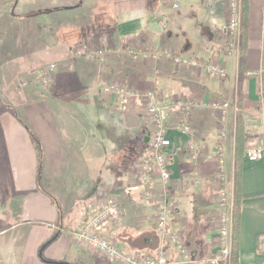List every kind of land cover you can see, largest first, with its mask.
Here are the masks:
<instances>
[{"label":"crops","instance_id":"1","mask_svg":"<svg viewBox=\"0 0 264 264\" xmlns=\"http://www.w3.org/2000/svg\"><path fill=\"white\" fill-rule=\"evenodd\" d=\"M8 1L0 0V8ZM11 1L9 19L15 13L23 15L39 26V32L25 36L22 41L27 47L4 62L5 68L16 64L28 72L55 62L63 72L66 63L70 65L66 83L49 91L37 93L29 85L22 86L26 99L19 98L17 105L44 149L41 178L47 187L41 186L43 190L36 188L37 167L32 179L24 170L28 154L37 165L27 132L18 123L8 132L0 126V154L13 170L6 196L15 220L0 231V237L8 231L22 233L15 259L20 264H114L72 235L90 203L84 208L70 196L83 192L91 197L89 202L98 200L101 191H109L119 201L121 221L113 230L124 252L153 255L159 246L155 201L145 199L147 187L137 166L146 151L149 123L127 96L111 110L99 89L100 78L106 76L134 93L153 90L168 101H193L189 134L182 131L178 111L167 110L171 181L163 185L157 175L153 190L156 200L176 203L170 229L183 236L193 264H206L218 193L224 185L233 190V142L219 138L221 101H232L229 117L245 119L249 148L264 149L258 120L264 99V0H248L247 77L240 108L234 102L239 55L238 49L226 52L225 0H184L179 9L167 10L163 17L159 12L168 0ZM94 22L102 28L95 31V40L85 33ZM65 23L69 26L61 25ZM61 29L69 31L67 38L60 37ZM85 39L100 47L82 43ZM80 43L104 48L109 54L106 61L76 59L74 50ZM123 48L142 55L141 61L137 65L125 61L120 55ZM167 51L201 62L221 60L227 78L216 80L206 72L177 66L163 55ZM241 174L239 264H264V156L252 161L245 155ZM172 255L178 256L174 248Z\"/></svg>","mask_w":264,"mask_h":264},{"label":"built area","instance_id":"2","mask_svg":"<svg viewBox=\"0 0 264 264\" xmlns=\"http://www.w3.org/2000/svg\"><path fill=\"white\" fill-rule=\"evenodd\" d=\"M230 20L228 24V46L226 52L238 49L240 44V27L242 12L237 0H229ZM180 8L179 0H168L165 7L161 9L160 16L167 15V10H177ZM74 52L82 53L83 56L99 58L101 62L106 61L108 53L106 50H93L87 48L85 44H80ZM171 59L175 64L187 66L196 71L206 72L216 80L227 78L228 71L226 65L221 60H211L201 62L175 56L171 52L163 54ZM144 55V59H148ZM158 59V55H152ZM49 68V67H48ZM49 71H47L48 73ZM46 73V74H47ZM40 76V74H38ZM101 91L110 96V100L128 97L139 103L150 116L149 141L146 144L145 154L138 163L140 179L147 189L145 199L155 201L156 205V230L159 236V246L153 255L138 256L133 253L124 252L117 244V234L113 230L116 224L121 221V207L119 201L111 194H103L98 200L90 203L87 213L76 230L73 237L90 246L96 252H100L114 264H193L195 260L191 252L187 249L180 233L170 229V221L176 213L177 205L167 198L157 199L153 190V184L158 175L162 184L166 185L171 181V169L169 163V150L171 139L169 138V128L166 123L167 110L176 109L182 122V131L189 134L192 125L189 121V112L193 107V101H168L163 95L157 94L153 90L134 93L124 86L101 82ZM226 110H223V113ZM222 118V116H221ZM194 146L191 144V150ZM264 156L263 148L250 149L246 154L252 161L259 160ZM224 160L220 164L224 165ZM218 208L214 216V237L211 244V252L205 260L206 264H229L232 248V191L223 187L218 193ZM178 256L172 255V249ZM172 259V260H171Z\"/></svg>","mask_w":264,"mask_h":264},{"label":"rangeland","instance_id":"3","mask_svg":"<svg viewBox=\"0 0 264 264\" xmlns=\"http://www.w3.org/2000/svg\"><path fill=\"white\" fill-rule=\"evenodd\" d=\"M182 1H184V0H179L180 6H181ZM237 1L240 5L241 12H242L243 0H237ZM10 2H12V1L9 0L8 3L6 4L7 6L5 5L6 7L2 6L0 8V126L2 129H4L6 132H8L11 127L16 129L15 128L16 125L19 124L23 128V130H25L27 132L29 139H31L30 132L25 128V125H28L30 127V124L26 121V119L24 117H22V115H21L22 109L19 108V106H17L20 104V101H22L19 98L26 99V97L24 96L23 87L29 85V87H31V88L33 87V89H35L38 93L40 91H42V92L43 91H49L50 90L49 88H53V86L56 84L62 85L64 82L66 83L65 77H69V74L66 75V73L69 72L70 65H67V63H68L67 62L66 66L64 67L65 69H63V72H62V70L59 69L58 63H55V62L48 64V65H45V66L38 68V69L28 71V72H25V70L20 71L19 65H16V64H15V66L9 65L8 67L5 68L4 62H7L9 59L13 58V56L18 55L19 53H21V51H23L27 47L25 45V43L22 41V40H24L25 36L31 32H35V33L39 32V26L37 24H34L33 23L34 21L24 20L23 17H25V16H23V15L20 16V14L15 13V14H12L13 20L9 19L10 18L9 8L11 5ZM229 6H230L229 0H225L224 15H225V21H226V28H225L226 33L228 32V24H229V20H230ZM61 25H64L63 27L69 26V24H67V23L61 24ZM41 32H42V30H41ZM68 32L69 31H63V29H61L60 37H64V36L66 37V34ZM29 37L31 40H34V38H35L33 35H29ZM78 46H80V44ZM78 46H76L75 49L80 48ZM86 46H87L88 50L89 49H93V50L104 49V48H94V47H90L88 45H86ZM74 55L76 56V59H84L85 58L84 60H87L90 62H95V61L101 62V60L99 58H96V57L88 59L86 56H83L81 52L78 54L75 53ZM175 65H177V64H175ZM177 66H180V65H177ZM47 71H49V72L47 73ZM38 74H40V76H38ZM60 74H61V81H59V79H60L59 75ZM5 76H7L8 78H6ZM62 78H65V79H62ZM105 81H107L108 83H114L113 80L108 79L106 76L100 78L99 89L101 92V97L105 98L106 103L111 108V110L114 108L116 109L117 105L119 103V98L117 100L118 102L115 100L111 101L110 96L107 95L106 93H104L103 90L101 91V87H102L101 82H105ZM115 84H117V83H115ZM51 93H53L52 90H51ZM236 94L238 96V90H237ZM130 100L136 104V108H138V110H141V112L144 113L145 119H147V121L149 123V127H150L151 121H150V116L147 112V107L144 105V108H142L138 102H136L132 99H130ZM238 100L239 99L237 97L234 102H236L237 108H238V106L240 108L242 106V103H239ZM223 101H221V104L217 105L218 106L217 109L218 110L220 109L221 114H222V118H221L220 124H219V127H220L219 138L222 141L224 139H226V140L229 139L230 141L233 142L234 162H235L237 120L240 118L242 120V122L244 123L245 129H246L245 119L243 117L237 116V115H235L234 118L232 117V115H231V117H229L228 112H229V109L231 110V106H232L231 102L232 101L231 102H228V101L223 102ZM223 110H226V111H224V113H223ZM260 110L262 112V116H260L258 118V120L260 122V128L259 129L261 130L262 133H264V99L261 102V109ZM5 112H7V113L5 114ZM14 112L19 113V115L22 117V119H24V123H22L20 121L19 117ZM14 124H16V125H14ZM246 137L247 138H246L244 156L248 153V151L250 149H252V148H249V146H248L247 129H246ZM2 139H3V136H2ZM31 142H32V140H31ZM25 160H26V164L24 166L25 167V169H24L25 173L28 174V177H30V179L34 178V176L36 178V167H37L36 159L32 158L31 155L29 156V154H28V158H26ZM5 162H6L5 159L0 154V231L5 230L7 228V226H11V224L15 221L14 217L10 216V212H9L10 209H9V206L7 205V202H9V201L7 199V196H6V194L8 192L7 188L8 189L11 188L10 184L12 185L11 180H10V176L12 175L11 173H13V170H11L10 168L8 169ZM224 166H225V164H224ZM224 173H225V169H223V174ZM225 175H226V179H227V174L225 173ZM44 182H45V178L44 177L40 178V184L43 188L47 187L46 182L45 183ZM3 187L4 188L6 187V192H5V189ZM223 187L226 189V185H224ZM36 188H37V186H36ZM228 190L232 191L230 189H228ZM103 194H109L110 195V192L109 191H101L98 198H100ZM70 198L72 199V201L78 202V205L80 204L84 208L89 203H91V202H89L91 200V197H89L84 192L79 196L78 195L75 196V193H74V194H72V196H70ZM78 200H80V203ZM89 205L87 207H89ZM17 233H14L13 231H11V232L8 231V233L5 235V237H2V238L0 237V264H20L19 260L15 259V252H16V254H18L20 252L21 241L23 240V237H21L22 233H20V234L18 233V235H17ZM180 236H181L182 240H184V238L181 234H180Z\"/></svg>","mask_w":264,"mask_h":264},{"label":"trees","instance_id":"4","mask_svg":"<svg viewBox=\"0 0 264 264\" xmlns=\"http://www.w3.org/2000/svg\"><path fill=\"white\" fill-rule=\"evenodd\" d=\"M242 17H241V27H240V44H239V73H238V101L242 103L243 100V87L244 81L247 77V45H248V11L249 4L248 0H243L242 5ZM88 27V26H87ZM100 25L97 22H94L89 25V29L85 32L88 36L92 35L95 40V31L102 30ZM106 29L105 26H102ZM82 43L91 44L93 46L100 47V45L90 43V39H85ZM81 44V43H80ZM79 45V44H78ZM105 50V49H103ZM124 55L125 61H128L132 65H137L142 58V55L135 52L134 50H127L123 48L120 52V55ZM20 119L22 123L24 120L19 115L18 112H14ZM25 128L30 132V137L33 142V145L37 154V187L40 190H43L40 184V178L44 166V150L40 140L35 136V134L30 130L28 125H25ZM246 129L244 123L239 118L237 120V132H236V145H235V162H234V177H233V190H232V248L229 264H239V229L241 221V193H240V182H241V173H242V160L244 157V150L246 145ZM49 243V242H48Z\"/></svg>","mask_w":264,"mask_h":264},{"label":"water","instance_id":"5","mask_svg":"<svg viewBox=\"0 0 264 264\" xmlns=\"http://www.w3.org/2000/svg\"><path fill=\"white\" fill-rule=\"evenodd\" d=\"M145 143L147 144L148 143V141H149V135H147L146 137H145Z\"/></svg>","mask_w":264,"mask_h":264}]
</instances>
